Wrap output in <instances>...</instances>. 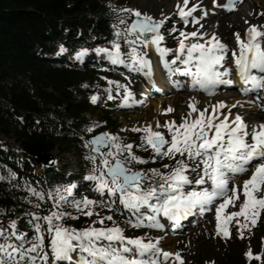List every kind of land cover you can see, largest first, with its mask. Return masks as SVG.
<instances>
[{
  "label": "snow or ice",
  "instance_id": "snow-or-ice-1",
  "mask_svg": "<svg viewBox=\"0 0 264 264\" xmlns=\"http://www.w3.org/2000/svg\"><path fill=\"white\" fill-rule=\"evenodd\" d=\"M188 3L189 0H183V5H176L177 14L185 23L189 22L188 18L196 8L195 4L186 7ZM121 11L132 12L137 17L123 31L125 43L130 47L129 53H122L121 46L116 41L112 42L111 49L95 50L97 53H105L113 64L128 62L133 70H150L146 54L136 46L139 43L143 47L154 46L169 72L173 71L171 65H175L177 61L184 65L185 67H177L175 71L188 75L191 81L189 87L194 90L198 88L212 94L218 84L234 83L231 79H225L231 75V69L221 68L222 63L226 62L228 47L214 33L204 42L194 39L189 43V37H204L205 34L198 30L181 31L183 39L175 50L176 56L168 62L164 60V56L171 49L162 47L160 43L164 39L160 32L164 21L154 20L135 9ZM191 22L196 23V18L193 17ZM120 23L127 22L121 20ZM116 35L121 36L119 29ZM235 37L239 50L232 51V58L236 75L242 84L240 90L248 93L264 89V26L250 24L244 38L239 33ZM60 50L64 51L63 45ZM88 51L81 48L75 53V58L81 59ZM176 86L182 85L176 82ZM130 96L131 92L125 88L122 103L127 102ZM96 99L95 95L91 97L92 102H96ZM108 99H113L110 93ZM210 107V111L208 108L200 109L190 101L188 114L179 123L169 120L163 125L157 122L155 129L152 125L133 129L143 133L141 144L136 147L146 145L150 148L154 153L150 159L155 161L166 157L174 161L173 164L162 165L168 171L150 168L148 172L152 175L149 176L142 170H135L131 165L146 161L134 153V146L123 143L113 134L103 132L93 136L85 145L90 147L92 153L99 154L86 157L94 165L93 174L86 179L96 182L95 191L101 197H117L123 208L136 216L135 222L129 220L127 223L137 228L145 220L150 228H163L164 225L158 218L161 215L178 223L179 219L190 214L193 209L203 213L207 210L206 206L223 198L216 206L217 235L230 238L232 232L229 225L234 222L238 226L237 234L243 237V230L255 226L264 214V194H261L264 193V123L249 129L239 114L232 116L230 111H220L226 107L224 101ZM230 107L234 108L236 105ZM164 111L172 112L174 109L169 107ZM160 128L166 129L167 135L158 130ZM87 131L91 132L92 128L89 127ZM104 145L109 146L107 152L100 151ZM193 172L196 173L195 177L190 174ZM237 174L248 176L243 180L242 187L230 186L231 179ZM145 180L151 183L145 184ZM191 183H210L211 186L200 190H185L184 186ZM75 187V184H70L57 188L55 195L48 194V199L52 200L51 210L43 215L31 214L34 228L32 240H28L23 233H8L0 228V238H3V243H0V264H57L58 260H71L73 253L78 257V264H167L170 258L182 264L179 252L163 250L158 243L151 240L146 242L140 236L128 237L124 234V229L115 222L111 227L104 225L105 219L112 221L113 217H100L94 211L95 206L99 204L111 208L112 203H105L103 199L93 200L87 196L69 201L68 197L72 196ZM29 191L38 199L44 198L40 192L31 188ZM64 203H70L77 213L89 217L95 214L99 218L88 227L72 228L63 223L66 216L72 215L63 210ZM229 205L238 210L224 212ZM35 207L39 208L40 205L36 204ZM144 209L148 210L147 213ZM97 223L101 227H95ZM9 225L16 229L15 221H10ZM9 237H15L17 242L10 243ZM245 256L249 259H262L260 254H253L250 249Z\"/></svg>",
  "mask_w": 264,
  "mask_h": 264
},
{
  "label": "trees",
  "instance_id": "trees-1",
  "mask_svg": "<svg viewBox=\"0 0 264 264\" xmlns=\"http://www.w3.org/2000/svg\"><path fill=\"white\" fill-rule=\"evenodd\" d=\"M110 4L111 0H0V137H13L25 155L69 151L80 140L65 120L79 126L87 120L83 114L98 116L91 101L102 88L97 74L53 65L42 56L61 45L73 51L83 37L110 46L118 21ZM100 114L107 119L106 112ZM33 172L28 162L0 150V221L51 210L48 194L56 177L49 171L44 178ZM30 188L44 198L38 199ZM92 222L81 218L74 227ZM17 228L24 230L25 225L19 222ZM235 261L244 264L239 257ZM252 264H264V259Z\"/></svg>",
  "mask_w": 264,
  "mask_h": 264
},
{
  "label": "rangeland",
  "instance_id": "rangeland-1",
  "mask_svg": "<svg viewBox=\"0 0 264 264\" xmlns=\"http://www.w3.org/2000/svg\"><path fill=\"white\" fill-rule=\"evenodd\" d=\"M223 2L224 0H220L218 10H214V8L212 9L213 0H189L188 5L189 6H192L193 4L196 5L195 10L191 14L192 17L196 18V20H197V17L198 18L206 17L203 7L205 6L207 8L210 7L209 11L211 12L208 13L206 11L208 13L207 18L213 25H217L218 22L220 25L222 24L223 30L217 31L216 34L220 36L221 39H223V41L227 42L226 45L229 48L231 45L233 46L236 41L235 34L239 33L240 36L242 37V30L247 25L246 24L234 25V23L231 20H233L234 17L237 15L236 12L234 15H232L233 12L229 15H223L222 11L220 10V4H222ZM233 2L237 6V1L233 0ZM178 3L183 5V0H113L112 6L115 7V9H119V11L116 13L117 19H118L116 26H118V28H120V31H121L120 37H117L116 35L117 31L113 33V36H115L116 40L124 38L123 31L127 23L121 24L120 21L125 20L126 22H128L130 21L131 17L134 14L132 12H125L121 10L122 9H135V10L140 11L142 14H147L151 17L158 16L165 22V24L170 21L167 29L170 30L169 35L171 37L170 39L169 38L168 39L173 40L172 42L174 43V39H181L180 38L181 31H184V32L197 31V30L192 29V27L189 26V23H191V20L188 23H185V25H181V26L176 25L177 17H179V15L177 14V7H176ZM238 3L242 5V6H238L239 8H246L251 13V15H253V21H254L253 24L254 23L256 24L257 21H259L258 23L264 22V0H242V1L238 0ZM188 5L186 7H188ZM221 14H222V17H221ZM194 26H196V29L203 30L204 31L203 33L205 34V28L203 27V25L201 26L198 22H196ZM200 27H203V29H201ZM173 28H175V31H172ZM200 30L198 31L201 32ZM88 42L90 43L88 46L90 47V50L88 51L89 55L94 56L95 58H98L101 55V53H97L95 50H93L95 44H93L91 40ZM201 42H204V41L202 40ZM123 43L127 47V53H129L130 47L128 44L125 43L124 39H123ZM178 45H179V42L177 43V47ZM136 46L138 49H140L138 43ZM172 51L174 52V49ZM83 57L84 58L82 59H77L78 61L74 62L75 63L74 65L84 66L88 59L85 56ZM68 58L70 61H73L72 59L74 60L76 59L75 56H69ZM105 58L109 59L107 56H105ZM109 61L111 60L109 59ZM96 66H98V62L90 63V67H96ZM96 70H99V69L96 68ZM101 71L111 72L108 65L102 66ZM121 76L123 80L129 77V75L127 74H121ZM110 83H111V80L107 81L106 85L109 86ZM221 95H225V94L223 93L219 94V97L216 96V98L211 99L212 101L210 100V102L206 103L204 106L201 105L202 103L201 98L197 99V97L194 94L192 95V94H188L185 92L175 93L174 95H171V96L160 97L161 99H165V100L160 105V109L157 113L155 111V108L153 107V104L156 102H159L160 100L159 98H156L153 102H149V104H143V105L142 104H139V105L132 104L131 105L132 107L128 109H123L122 107H120L118 104L115 103V101L119 98L116 97L114 99H108L109 95H106L105 97H102V98H99L98 96H96L97 99L95 103H97L98 106L100 107H103V105L106 103L109 104V106L107 107V117L109 118V122L107 123V126L108 125L115 126L113 127L115 131H113L112 134L119 137L123 143L132 144L134 146L133 147L134 153L137 156L142 157L146 161L145 163H142L143 164L142 168H145V169L156 168V169H160L161 171H168L167 169L162 168V165L165 163L173 164L174 161L172 160L169 161V159H167L166 157L157 159L155 161L150 159V157L154 155V153L152 152L150 148H148L146 145L144 147H136V145L141 144V136L143 135V133L133 131V129L143 128L145 125H152L153 128L155 129L157 122L163 125L165 121H169V120H175L177 123H179L182 117L187 116L188 111H189L188 104L190 101L194 103L197 108H200V109L208 108L209 109L210 106H212L214 102H219L217 99L220 98ZM178 96L179 97L181 96V98L182 97L183 98L179 100ZM186 96H190L191 97L189 98L190 100ZM185 98L187 99V101H185ZM173 99H175L174 102L171 103V106H168L167 105L168 100H173ZM263 100H264V96H263ZM262 104L264 105V102L261 103V105ZM169 107L174 109V111L165 112L164 109H167ZM237 108L235 109L234 107L235 109L234 111H237L238 110ZM226 110L222 109L220 111L226 112ZM231 111L233 112V110ZM243 111L244 110H242V112ZM245 113L246 112L242 113L241 117L242 116L244 117ZM262 119L263 118L261 117L259 118L260 121H262ZM259 120H255V121H259ZM90 122H93V124H87L84 127V129H86L84 131L85 137L91 136L105 129L103 127L104 123H99L97 119L90 120ZM253 122H251V124ZM89 127L92 128L91 132L87 131ZM158 130L165 132V134L167 135L166 129L160 128ZM107 132L110 133L109 131ZM168 138L170 139V137ZM85 145H86L85 142L82 143V141L81 142L79 141L78 145H74L72 149L68 152H65L63 154H58L57 150H53V152L51 153V155L55 157L56 159V162L54 166L52 167V169L57 173H61L63 178L66 180V182H70V184H74L76 181L75 178L78 175H81V171L83 172V174L78 179L79 181V183L77 182L78 187L81 186V182L83 180L88 181L86 177L93 174L92 170H93L94 165L92 161L90 159H87L86 157H88L89 155H94V154H92L90 152L91 151L90 148L86 147ZM0 148L7 150V151L14 152L18 160L27 159V158H24L18 141H16L13 137H0ZM96 155L98 156L99 154H96ZM38 172H42V171L37 169L36 173ZM95 174H98V172ZM147 174L149 176L152 175L150 172H147ZM190 174L193 177H195L196 175V173L194 172ZM144 183L148 184V183H151V181L149 182V180H145ZM241 184H242L241 179H238V181L236 180V182H233L231 186H234V185L242 186ZM89 186H90V183L86 182L87 189L85 193L87 194V196L93 200H100L101 199V197H99L100 194L95 191V186L93 187V189L88 191ZM185 190L193 191L197 189H195V186H192V188L185 187ZM261 194H264V193H261ZM240 195H241V200H242L243 198L242 192ZM72 197H73V194H72ZM105 201L107 203H112V207L108 208V207L98 204L95 206V210H94L96 213H99L100 217H106L108 215H111L113 217L112 221L105 219L104 225L111 227L113 225V222H115V224H118L121 228L124 229V234L128 237L140 236L146 242L148 240L154 241V238L156 236L152 234L149 230L133 227L127 223V221L132 220V219H130L129 217H125L123 212L119 210L120 208L118 207V204L116 203V200L114 197H111V198L108 197L107 199H105ZM227 209H228V212L238 210V208L233 207L232 205L228 206ZM105 211L109 212V214L106 215ZM115 211L121 212V214L124 216L123 219L118 218L117 213ZM224 212L226 211L224 210ZM94 216H97V215L94 214ZM69 219L70 217L66 216L63 220L64 223H71ZM11 221L16 222L17 220H11ZM9 222L10 221L0 224V228L6 230V232L8 233H11L12 231H16L17 229H12L10 227ZM211 222L205 223L199 227H195L175 237L173 235V237L170 236V238L168 239L162 238L161 244L163 243L162 245L164 246V249L166 251L173 252V253L179 252L180 256L182 257V264H238L235 261V256H238L240 259H245L246 263L249 264L252 261V259H249L248 257H246L245 253L249 251L250 249L253 254H256L257 246H258L257 237L261 236L259 231L263 228V225H264V214H262L261 218L258 219L255 226H251L248 229L243 230L244 231L243 237H240L237 234L236 228L238 226L233 222L232 225L230 226L232 235L230 236V238L225 239V240L220 239L219 236L215 234V232L212 230L213 226ZM71 224L74 225V223H71ZM70 227L74 228L71 225ZM99 227H101L100 224H99ZM13 241L16 242V238L9 237V242L11 243ZM262 242H263V248H264V239L262 240ZM0 243H3V238H0ZM228 258H232V259H228ZM167 264H179V262H174L173 259L170 258Z\"/></svg>",
  "mask_w": 264,
  "mask_h": 264
},
{
  "label": "bare ground",
  "instance_id": "bare-ground-1",
  "mask_svg": "<svg viewBox=\"0 0 264 264\" xmlns=\"http://www.w3.org/2000/svg\"><path fill=\"white\" fill-rule=\"evenodd\" d=\"M217 3H218V0H216V3L214 4L213 3V5H212V9L213 8H216V5H217ZM225 3H223L222 5H224ZM232 4H233V6H235L234 7V10H233V12H236V16L234 17V21L233 20H231L233 23H234V25H242V24H246L247 25V27L251 24V25H254L253 24V15H251V13L246 9V8H239V7H236V5L234 4V2H233V0H232ZM214 12V11H213ZM223 15H227V14H225V13H222ZM207 16H208V13L206 14V18H204V20H202V21H197L201 26L203 25V27L205 28V36L204 37H200V39H199V41L201 42L202 40L203 41H205L208 37H210V36H212V34L214 33L215 34V36L216 37H218L219 39H221V37L220 36H218L217 34H216V32L217 31H222L223 30V28H222V24L220 25L219 24V22H218V24L217 25H213V24H211V22L208 20V18H207ZM140 18H142V17H140ZM154 20H162L160 17H158V16H154V17H152ZM210 19H211V17H210ZM238 22V23H237ZM191 43V42H190ZM231 50V48L229 47L228 48V51H230ZM174 72H176L174 69H173V71L171 72V74H174ZM172 83H174V80H173V82ZM155 85H156V87L158 88V89H162V88H165L166 87V84L165 83H162V82H160L159 81V78L158 77H156V82L154 83ZM240 84H241V82H239V88L241 89V87H240ZM155 85H153V86H155ZM152 90L153 88H151V87H149V86H146L145 87V90L143 89V95H146L148 92V90ZM149 90V91H150ZM142 91V90H141ZM219 94H221V93H219ZM223 94H225V95H221L222 96V98H221V96H220V98H218L217 100L218 101H224V103H225V105H226V107L225 108H223V109H227L228 111H231V110H233L234 108H232V107H230V106H232V104L233 105H236V107L235 108H237V107H239L240 106V104H237L235 101H238V99L237 98H235L234 96H232L231 94L229 95V93H223ZM193 95V94H192ZM188 99L189 98H191L190 96H186ZM178 98H179V100L180 99H182L181 98V96L179 97L178 96ZM198 98H201L202 100H201V105L202 106H204L206 103H209L210 102V100H208V99H206V98H203V97H197V99ZM160 100H159V102H156V103H154L153 104V107L155 108V111H156V113L159 111V109H160V105L162 104V102H164V100L165 99H161V98H159ZM174 100L175 99H173V100H168V103H167V105L168 106H171V103H173L174 102ZM190 100V99H189ZM185 101H187V99L185 98ZM212 101V100H211ZM204 102V103H203ZM250 106H251V108H252V110H251V112L250 111H247L246 113H245V116L243 117V120H244V122L247 124V125H250L251 124V122H253V121H255V120H259V118L261 117V118H264L263 117V115H264V113H262V112H258V110H257V106H256V104H254L253 102H250ZM221 110V109H220ZM232 112V111H231ZM233 113V114H232ZM231 114H232V116H234V115H236V114H239L240 116L242 115V113L240 112V110H237V111H233ZM249 114V115H248ZM248 115V116H247ZM260 121V120H259ZM261 123H264V122H261ZM235 180V179H234ZM237 180V179H236ZM235 180V181H236ZM238 181V180H237ZM242 185V184H241ZM242 187V186H241ZM169 228L170 229H174V224H172V221H170L169 222ZM168 238H170V236H168Z\"/></svg>",
  "mask_w": 264,
  "mask_h": 264
},
{
  "label": "water",
  "instance_id": "water-1",
  "mask_svg": "<svg viewBox=\"0 0 264 264\" xmlns=\"http://www.w3.org/2000/svg\"><path fill=\"white\" fill-rule=\"evenodd\" d=\"M134 19H137V17L135 16L133 18ZM132 20V21H133ZM131 24V23H130ZM129 24V25H130ZM162 27V25H161ZM161 30V28H160ZM103 133V132H101ZM100 134V133H99ZM97 134V135H99ZM96 136V135H95ZM93 137V136H92ZM92 137H89L86 139V142L90 141ZM101 148H103L106 152L108 151L109 149V146L108 145H104L102 146ZM33 160L34 162L39 166V167H50L53 163H54V157L51 155V153H47V154H44V153H37L33 156Z\"/></svg>",
  "mask_w": 264,
  "mask_h": 264
}]
</instances>
